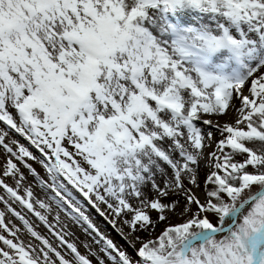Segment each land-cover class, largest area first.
Returning a JSON list of instances; mask_svg holds the SVG:
<instances>
[{
  "label": "snow or ice",
  "instance_id": "snow-or-ice-1",
  "mask_svg": "<svg viewBox=\"0 0 264 264\" xmlns=\"http://www.w3.org/2000/svg\"><path fill=\"white\" fill-rule=\"evenodd\" d=\"M0 156V264H264V0H0Z\"/></svg>",
  "mask_w": 264,
  "mask_h": 264
},
{
  "label": "rangeland",
  "instance_id": "rangeland-1",
  "mask_svg": "<svg viewBox=\"0 0 264 264\" xmlns=\"http://www.w3.org/2000/svg\"><path fill=\"white\" fill-rule=\"evenodd\" d=\"M0 162H2V156H0ZM38 170H40V169L38 168ZM36 191H37V194H40L39 189H36ZM2 208H3V205L0 204V209H2ZM95 218H96L98 224L101 226L102 231H106L115 242H117L119 245L124 246L130 253L132 252L131 247L111 228V226L107 225V223L105 221H103V219L100 218L98 215H95ZM51 219L52 218L50 217V220ZM61 219L67 221L70 230L75 232L76 236L81 241H83L85 239H88L89 241H91V238L86 237L85 234L82 232V230L79 229V227L77 225H74L70 220H68L67 217H65L63 215V213H61ZM39 230L41 232H46V229L42 225L39 227ZM81 251H83L82 248H81Z\"/></svg>",
  "mask_w": 264,
  "mask_h": 264
}]
</instances>
